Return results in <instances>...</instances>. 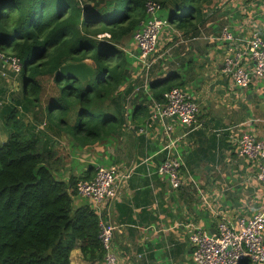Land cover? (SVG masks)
Instances as JSON below:
<instances>
[{"label":"crops","instance_id":"0c3cea01","mask_svg":"<svg viewBox=\"0 0 264 264\" xmlns=\"http://www.w3.org/2000/svg\"><path fill=\"white\" fill-rule=\"evenodd\" d=\"M166 9L159 13L164 15ZM201 11L199 21L175 28L179 33L171 27L161 29L147 70L136 58L134 30L121 39L128 55L117 108L122 123L93 143L49 131L43 109L21 106V79L0 62V145L13 130L6 118L15 108L25 131L38 135L44 149L53 152L49 160L53 175L67 187L75 179L91 178L100 166L131 171L117 198L107 204L71 194L72 208H99L100 217L115 227L116 264H195L189 243L194 227L215 234L219 220L235 224L238 216L264 209V184L255 176L260 161L240 156L236 150V140L244 132L264 135V76L237 88L221 72L225 42L219 39L223 27L235 38H264V0H211ZM157 81L160 85L154 88ZM170 86L181 88L198 103L199 113L191 125L151 117ZM165 124L171 126L170 139L176 140L172 154L182 157V183L176 189L154 171L165 157ZM70 264L107 263L103 254L101 259H84L76 246L70 252Z\"/></svg>","mask_w":264,"mask_h":264},{"label":"trees","instance_id":"16d2710c","mask_svg":"<svg viewBox=\"0 0 264 264\" xmlns=\"http://www.w3.org/2000/svg\"><path fill=\"white\" fill-rule=\"evenodd\" d=\"M86 1L0 0V52L16 51L20 58L22 107L43 109L53 133L93 143L122 123L117 108L128 55L120 42L145 18L148 0ZM153 1L181 29L199 21L211 0ZM83 60L93 68L89 80L58 72L62 64ZM43 90L49 91L44 101ZM15 112L6 118L13 130L0 145V264H70L76 246L84 259H101L100 214L70 206L77 179L68 184L71 191L55 179L53 152L13 123Z\"/></svg>","mask_w":264,"mask_h":264},{"label":"built area","instance_id":"2783aa9c","mask_svg":"<svg viewBox=\"0 0 264 264\" xmlns=\"http://www.w3.org/2000/svg\"><path fill=\"white\" fill-rule=\"evenodd\" d=\"M160 9L157 2L146 1L145 18L132 34L138 49L136 58L145 70L152 65L161 29L171 27L179 33L160 15ZM219 39L225 42L221 72L229 76L235 86L246 88L254 77L264 76L263 37L254 35L247 40L239 39L233 37L227 27H223ZM0 62L15 74L21 70L20 58L15 55L0 52ZM198 113L199 105L189 93L179 87H171L163 92L162 101L155 104L151 117L158 121L175 118L189 126ZM163 128L167 135V141L162 147L165 157L154 171L166 177L170 187L176 189L182 183V157L172 154L176 140L169 137L171 126L165 124ZM236 150L240 156L260 161L255 176L264 184V135L256 137L251 132H244L236 140ZM130 173V170L120 172L116 167H97L91 178L76 180V193L92 199L98 205L107 204L117 198L121 185L127 181ZM97 211L99 213L100 209ZM99 227L104 260L107 264H116L117 257L113 250L115 227L107 224L102 217ZM189 243L191 259L195 264H239L246 259L252 264H264V209L251 216H238L235 224L227 219L219 220L215 234H208L203 228L196 226L189 234Z\"/></svg>","mask_w":264,"mask_h":264},{"label":"water","instance_id":"95a60500","mask_svg":"<svg viewBox=\"0 0 264 264\" xmlns=\"http://www.w3.org/2000/svg\"><path fill=\"white\" fill-rule=\"evenodd\" d=\"M58 72L63 75L77 77L81 81L89 80L93 76V68L87 60L62 64L58 68Z\"/></svg>","mask_w":264,"mask_h":264},{"label":"rangeland","instance_id":"374dc122","mask_svg":"<svg viewBox=\"0 0 264 264\" xmlns=\"http://www.w3.org/2000/svg\"><path fill=\"white\" fill-rule=\"evenodd\" d=\"M89 1V3L88 4H93V2L95 1V0H87L86 2H88ZM82 3H84V2H82ZM84 4H87V3H84ZM183 14H186V12H183ZM177 22L179 23V22H181V18L180 17H178V19H177ZM187 25L189 26L190 25V22H187ZM168 29H169V27H167ZM137 51H138V49H137ZM12 54L11 55H14V54H16V51H12L11 52ZM16 56V55H15ZM254 80V79H253ZM237 88H239V87H237ZM44 92H42L43 94H42V98H43V101H44V99H45V97H46V95L49 93V91H47V90H43ZM42 101V102H43ZM43 104V103H42ZM24 109H29L30 107H27L26 106V108L25 107H23ZM21 121V118H20V114H19V116L17 117V120H15L13 123H16V126L18 127V128H21V130L24 132V133H27L26 131H25V128L24 127H22V122H21V124H19V122ZM46 121H47V118H46ZM43 126V125H42ZM45 126V125H44ZM43 126V127H44ZM51 126H53V124L48 120V125H47V129L49 130V131H51V132H53L52 131V127ZM35 127V126H34ZM26 129H29V126L28 127H26ZM38 130H40L41 129V127H39V125H38V128H37ZM58 143V145H59V141L57 142ZM56 146V144L54 143V147ZM52 155V154H51ZM53 157H54V155H53Z\"/></svg>","mask_w":264,"mask_h":264}]
</instances>
